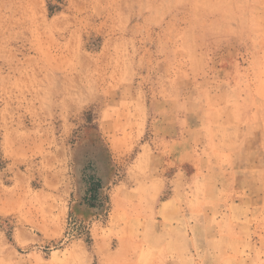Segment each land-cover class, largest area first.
Returning a JSON list of instances; mask_svg holds the SVG:
<instances>
[{
	"label": "rangeland",
	"instance_id": "1",
	"mask_svg": "<svg viewBox=\"0 0 264 264\" xmlns=\"http://www.w3.org/2000/svg\"><path fill=\"white\" fill-rule=\"evenodd\" d=\"M0 264H264V0H0Z\"/></svg>",
	"mask_w": 264,
	"mask_h": 264
},
{
	"label": "crops",
	"instance_id": "2",
	"mask_svg": "<svg viewBox=\"0 0 264 264\" xmlns=\"http://www.w3.org/2000/svg\"><path fill=\"white\" fill-rule=\"evenodd\" d=\"M160 181H161V179H160ZM162 182V181H161Z\"/></svg>",
	"mask_w": 264,
	"mask_h": 264
}]
</instances>
